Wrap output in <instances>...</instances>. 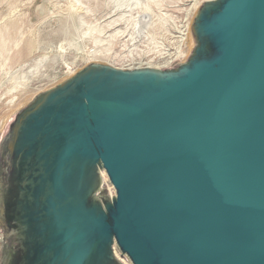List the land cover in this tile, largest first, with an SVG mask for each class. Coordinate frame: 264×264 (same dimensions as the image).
<instances>
[{"label": "water", "instance_id": "1", "mask_svg": "<svg viewBox=\"0 0 264 264\" xmlns=\"http://www.w3.org/2000/svg\"><path fill=\"white\" fill-rule=\"evenodd\" d=\"M189 29L167 67L87 63L1 115L0 264H264V0Z\"/></svg>", "mask_w": 264, "mask_h": 264}, {"label": "rangeland", "instance_id": "2", "mask_svg": "<svg viewBox=\"0 0 264 264\" xmlns=\"http://www.w3.org/2000/svg\"><path fill=\"white\" fill-rule=\"evenodd\" d=\"M202 1L0 0V117L87 63H173L190 52L189 23ZM114 252L132 264L115 244Z\"/></svg>", "mask_w": 264, "mask_h": 264}, {"label": "flooded vegetation", "instance_id": "3", "mask_svg": "<svg viewBox=\"0 0 264 264\" xmlns=\"http://www.w3.org/2000/svg\"><path fill=\"white\" fill-rule=\"evenodd\" d=\"M13 237H14V234H13V232H12V233H11V240H12V241H14ZM9 257H10V256H9ZM6 264H14V256H13V255H11L10 260L8 259V261H7Z\"/></svg>", "mask_w": 264, "mask_h": 264}, {"label": "built area", "instance_id": "4", "mask_svg": "<svg viewBox=\"0 0 264 264\" xmlns=\"http://www.w3.org/2000/svg\"><path fill=\"white\" fill-rule=\"evenodd\" d=\"M171 63H169V64H164V65H162V67H167L168 65H170Z\"/></svg>", "mask_w": 264, "mask_h": 264}, {"label": "bare ground", "instance_id": "5", "mask_svg": "<svg viewBox=\"0 0 264 264\" xmlns=\"http://www.w3.org/2000/svg\"><path fill=\"white\" fill-rule=\"evenodd\" d=\"M184 55H185V54H184ZM184 55H182V56H184ZM168 62H169V61H168ZM148 66H149V65H148ZM159 66H160V65H159ZM159 66H156V67H159ZM102 176L105 177L103 173H102Z\"/></svg>", "mask_w": 264, "mask_h": 264}]
</instances>
